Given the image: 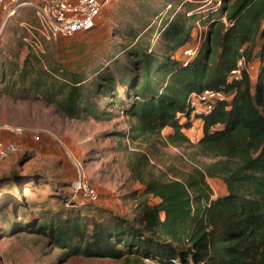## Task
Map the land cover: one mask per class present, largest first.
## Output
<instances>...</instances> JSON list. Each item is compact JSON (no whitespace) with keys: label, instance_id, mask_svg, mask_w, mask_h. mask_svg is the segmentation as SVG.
I'll use <instances>...</instances> for the list:
<instances>
[{"label":"trees","instance_id":"obj_1","mask_svg":"<svg viewBox=\"0 0 264 264\" xmlns=\"http://www.w3.org/2000/svg\"><path fill=\"white\" fill-rule=\"evenodd\" d=\"M201 1L183 0L188 16L176 12L161 19V51L152 49L149 39L133 34L129 48L124 47L132 57V69L120 75L121 95L106 67L90 76L34 54H27L21 67L16 61L3 62L5 93L33 91L72 119L86 115L108 119L111 113L97 99L102 94L111 99L107 104L123 111L132 139L170 128L163 136L165 144H190L184 130L192 127V117L201 119L197 147L209 159L182 178L164 180V174L146 169L145 154L131 152L132 177L143 186L144 195L157 200L152 204L144 200L134 218L107 214L101 208L94 214L81 213L75 204L40 209L35 217L30 211L34 202L13 195L0 207L3 232L20 228L44 234L61 250L62 261L81 255L124 263L134 257L155 264H264V0H218L207 13V8L201 10ZM194 18L206 24L205 37L185 64L173 55L192 41ZM143 28L148 33V25ZM255 53L256 78L251 80L245 70L239 78H230L237 61L242 57L251 61ZM205 89L226 97L210 112L191 115L190 93ZM207 179L221 180L226 193L212 197Z\"/></svg>","mask_w":264,"mask_h":264},{"label":"rangeland","instance_id":"obj_2","mask_svg":"<svg viewBox=\"0 0 264 264\" xmlns=\"http://www.w3.org/2000/svg\"><path fill=\"white\" fill-rule=\"evenodd\" d=\"M198 4L202 5L201 10L207 8L204 11L207 13L219 1L202 0ZM185 11L183 0H111L101 10L92 29L56 41L38 38L39 46H35L32 37L35 31L31 26L36 22L33 10L21 9L8 20L0 11V142L16 145L15 152L0 162V207L17 196L16 199L34 202L30 211L35 217L40 209L56 210L75 204L74 207L81 208V213L94 214L96 208H101L107 214L118 213L132 219L144 200L150 204L157 200L144 195L143 186L132 177L128 167V161L134 160L131 152L145 154L149 160L146 169L164 174V180L182 178L193 167L209 160L197 147L202 134L201 119L192 117V127L184 130L190 144L173 146L163 141L170 128H164L160 134L132 139L127 117L114 103L107 104L111 99L102 94H98L97 99L99 106L111 113V116L105 114L108 119L88 115L72 119L55 104L37 98L33 91L26 95L2 90L3 82L7 81L1 75L3 62L16 61L21 67L26 55L34 54L70 70L83 69L90 76L94 70L106 67L116 92L121 95L124 87L118 83L120 75L132 69V57L127 56L125 49L133 42V34L149 39L151 48L161 51V19L176 12L188 16L190 12ZM190 22L194 24L190 44L197 43L199 34L201 46L206 24L196 18ZM147 25L148 33H145L143 27ZM182 49L173 56L182 59ZM254 56L253 61L257 62V54ZM6 126L22 128V133L12 132ZM34 135L37 138H33ZM13 174L26 176V179L14 181ZM80 177L95 189V201L81 194L73 195V183ZM207 182L212 197L226 193L221 180L207 179ZM4 226L0 221V264H155L150 260L140 262L134 257L124 263L118 259L81 255L62 261L61 250L46 235L20 228L3 232ZM9 226L12 227V222Z\"/></svg>","mask_w":264,"mask_h":264},{"label":"built area","instance_id":"obj_3","mask_svg":"<svg viewBox=\"0 0 264 264\" xmlns=\"http://www.w3.org/2000/svg\"><path fill=\"white\" fill-rule=\"evenodd\" d=\"M111 2V0H0V11L4 14L6 20L10 19L21 9H31L34 11L35 25L31 28L35 31L32 34L35 46H39V39L45 41H56L59 38H69L79 32H86L96 25V20L100 18V12ZM199 39L201 35H199ZM204 39V38H203ZM197 40L196 44L187 45L182 49V60L185 64L195 56L200 45ZM242 70H245L250 79L254 80L259 71V61H246L240 58L235 68L230 73V78L237 79L240 77ZM226 96L221 91L205 89L201 92L190 93L187 104L191 115L208 113L213 105ZM10 131L17 134L22 133V128H11L6 126ZM33 138H37L34 135ZM16 145L14 142H0V162L14 153ZM73 195L81 194L86 199L95 201L97 193L87 182L79 178L73 183Z\"/></svg>","mask_w":264,"mask_h":264}]
</instances>
